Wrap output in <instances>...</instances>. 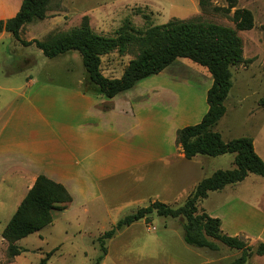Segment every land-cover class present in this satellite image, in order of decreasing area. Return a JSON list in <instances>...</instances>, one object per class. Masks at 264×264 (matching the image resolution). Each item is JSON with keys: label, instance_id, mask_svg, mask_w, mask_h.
Wrapping results in <instances>:
<instances>
[{"label": "rangeland", "instance_id": "1", "mask_svg": "<svg viewBox=\"0 0 264 264\" xmlns=\"http://www.w3.org/2000/svg\"><path fill=\"white\" fill-rule=\"evenodd\" d=\"M21 1L0 0V21L13 18ZM207 1L208 6L202 9L198 0H51L45 18L23 26L20 38L50 42L71 38L75 31L85 29L97 37L116 39L125 32L143 33L171 20L232 30L241 42L244 62L231 67L232 87L225 101L226 113L214 131L224 142L251 139L253 148L255 143L264 159V131H257L264 126V0ZM247 13L250 27L238 29V24H247ZM134 58L135 54L114 49L101 56V73L118 79ZM43 84L76 87L86 95L96 96L77 52L48 59L34 45L24 47L11 34L1 32L0 124L22 95ZM211 84V75L205 68L188 59H178L159 74L139 81L130 90L129 98L142 104L143 117L144 113L149 114V131L156 132L158 139L170 141L171 126L182 128L201 121L207 111L206 93ZM137 133L133 128L132 135L137 137ZM165 150L167 156L176 154L170 143L165 144ZM194 160L166 169L154 164L129 173L130 176L104 181L100 185L101 198L92 204L77 210L69 205L64 210H52L51 224L14 243L20 254L13 258L8 255L9 242L3 236L17 210L13 209L16 195L7 179L4 188L13 192H0V201L3 208L13 210L0 211V264H39L45 258V264H96L101 255L98 238L118 220L153 201L181 206L200 180L233 167V155L229 154L215 158L197 156ZM197 211L218 218L224 234L236 236L254 252L246 264H264V254L256 255L264 247L258 239L264 240L263 179L249 175L243 183L212 192L198 203ZM183 222L181 218L153 214L149 221L124 227L106 241V253L99 264H225L239 257V251L219 243L215 252L186 245Z\"/></svg>", "mask_w": 264, "mask_h": 264}, {"label": "trees", "instance_id": "2", "mask_svg": "<svg viewBox=\"0 0 264 264\" xmlns=\"http://www.w3.org/2000/svg\"><path fill=\"white\" fill-rule=\"evenodd\" d=\"M50 1L22 0L19 11L13 18L0 21V33L11 34L24 47L34 45L48 59L70 51L77 52L88 80L94 87L93 92L96 96L107 99L132 89L143 79L159 74L178 59L192 61L205 68L212 78L211 87L206 93L207 111L199 123L176 131L175 144L186 160L197 156L215 158L233 155L231 169L217 170L200 180L181 206L170 207L153 201L147 207L118 220L98 238L101 255L96 264L105 256L106 241L112 239L117 231L141 220L149 221L153 214L163 218L183 219L182 238L186 245L215 252L219 250V243L240 252L238 258L225 264H246L254 252L242 240L224 234L218 218L197 211L198 203L205 200L209 193L237 185L249 175L264 180V161L254 151L251 139L240 138L224 142L221 135L214 131L226 113L225 101L232 87L231 67L244 62L241 42L234 31L207 23L171 20L143 33L125 32L116 39L97 37L84 29L75 31L71 38L50 42L21 40L20 31L23 26L43 20ZM198 2L202 9L208 6L207 0ZM246 22V25L238 24L237 28L250 27L248 13L245 14L244 23ZM114 49H118L120 53L126 50L135 54V58L129 62L120 78L109 79L101 73V56ZM71 202V195L62 185L39 176L4 229L3 236L9 242V257L20 254L15 242L51 224V211L64 210ZM263 254L264 247L261 246L256 255ZM46 261L45 258L39 264H45Z\"/></svg>", "mask_w": 264, "mask_h": 264}, {"label": "crops", "instance_id": "3", "mask_svg": "<svg viewBox=\"0 0 264 264\" xmlns=\"http://www.w3.org/2000/svg\"><path fill=\"white\" fill-rule=\"evenodd\" d=\"M130 90L107 99L83 94L76 87L43 84L21 96L0 124V192L14 189V211L39 176L62 185L72 197L69 207L77 210L101 198L100 185L106 180L154 164L166 169L186 161L175 144L181 128L170 127V141L158 139L148 129L150 118L148 113L143 117L142 104L129 98ZM257 131H264V126ZM166 143L176 154L167 156ZM256 150L254 143V151L264 161ZM7 179L12 189L4 188ZM3 205L0 201V211L5 212Z\"/></svg>", "mask_w": 264, "mask_h": 264}]
</instances>
